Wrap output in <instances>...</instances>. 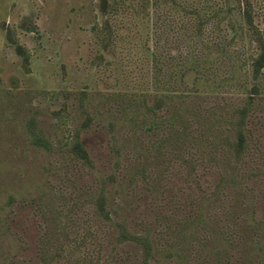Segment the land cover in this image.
I'll list each match as a JSON object with an SVG mask.
<instances>
[{
  "label": "rangeland",
  "instance_id": "obj_1",
  "mask_svg": "<svg viewBox=\"0 0 264 264\" xmlns=\"http://www.w3.org/2000/svg\"><path fill=\"white\" fill-rule=\"evenodd\" d=\"M107 1L0 0V264H142L117 223L149 264H264V74L240 5Z\"/></svg>",
  "mask_w": 264,
  "mask_h": 264
},
{
  "label": "trees",
  "instance_id": "obj_2",
  "mask_svg": "<svg viewBox=\"0 0 264 264\" xmlns=\"http://www.w3.org/2000/svg\"><path fill=\"white\" fill-rule=\"evenodd\" d=\"M203 0H199L200 4H202ZM238 4L241 7L242 10V16L244 17V20L249 28L253 29L254 33V40L257 43V52L251 59V73L254 81L257 80V78L260 75L264 74V37L259 33V30L255 27L253 22V14H252V2L250 0H237ZM101 8H106L108 6L107 0H100ZM202 7L195 5L194 6V12L197 16H200V10ZM19 50L21 49L20 46L18 47ZM258 92L257 84L254 82V84L251 87V93L248 95V98L245 100L243 105L237 108L236 110V118L231 123V131L233 133L234 140L232 141L233 147L235 148L236 155L242 154L244 148H245V128H244V121L245 117L247 116L252 100L254 98V94ZM74 151L77 154L82 155L83 157L86 156V152L81 144L80 141H75L73 145ZM96 205L97 210L99 214L105 218L109 219V212L106 209V201L102 194L98 195L96 198ZM118 225V239L124 240V239H132L138 243H140L144 248V257L142 264H149V258L151 257V245L149 241L146 238L135 236L130 234L124 227L123 224L117 223Z\"/></svg>",
  "mask_w": 264,
  "mask_h": 264
}]
</instances>
